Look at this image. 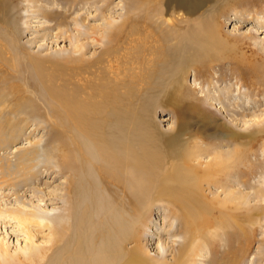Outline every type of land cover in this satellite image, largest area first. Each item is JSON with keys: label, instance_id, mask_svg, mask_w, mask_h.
Returning a JSON list of instances; mask_svg holds the SVG:
<instances>
[{"label": "bare ground", "instance_id": "obj_1", "mask_svg": "<svg viewBox=\"0 0 264 264\" xmlns=\"http://www.w3.org/2000/svg\"><path fill=\"white\" fill-rule=\"evenodd\" d=\"M4 1L11 6L10 0ZM192 3L197 4L195 0H145L138 8L137 1L115 29L113 22H110L113 30L111 34L103 33L98 37L97 40H104L107 47L96 59L85 62L82 53V57L67 61L73 66L63 63L59 64V69L57 61L51 62L49 58L28 54L30 50L27 46L20 45L22 35L27 32H41L44 38L50 34L44 35V27L32 29L28 19L30 12L21 17L20 22L24 26L22 29L17 27L20 32L16 29L17 33L11 32L15 35L5 36L7 47L20 55L17 63L26 65L27 77L34 75L40 85L45 84V94L57 100L62 99L70 118L67 116L60 123L71 129L68 133L72 139L69 141L59 130V146L53 158L47 153L43 154V158L41 153L35 155V146L40 142L23 150L15 158L9 157L5 148L26 134L23 130L30 125L31 119L25 117L24 108L28 109L31 100L19 86L12 88L20 94L16 97L5 95L7 92H3L0 86V191L13 189L20 204L14 209L0 202V213L13 214L23 224L29 242L32 239L28 225L32 223L54 221L61 227L50 254L45 252L39 258L32 256L27 260L20 258L19 264H204L206 250L215 252L206 237L218 235L224 224L217 219L214 229L206 228L204 219L208 214L205 215V212L210 213V203H217L220 199L215 190L220 188L216 180L225 170L233 169L232 164L227 162L231 154L224 157L221 153L208 154L207 151L192 148L185 153L179 152L176 133L183 130L184 125L181 124H184V115L178 111L177 127L181 126L176 131L162 130L156 115V108L160 104L158 94L150 91L151 81L154 90L161 84L158 78L165 73L182 87L192 63L195 68L206 67L214 60L227 56L226 52L222 53L219 49L223 44L228 46L232 43L220 28L221 16L226 15V4L217 17L203 16L178 34L179 23L187 22L189 18H175L176 10L182 7L188 13L194 12ZM74 5L59 12V16H62L59 33L70 34L68 37L76 34L75 29H70L68 25ZM85 5L83 3L81 8H85ZM137 8L138 11H147L142 30L137 29L139 24L129 22ZM74 21L78 27L83 24V20L73 18ZM157 21L162 36L159 45L151 39L150 34L155 32L153 23ZM135 35L137 37L133 38ZM127 40L131 42L123 45ZM30 41L36 40L33 38ZM19 45L22 47L19 48ZM76 47L81 51L85 49L83 44ZM115 53H130L147 62L148 71L135 68L136 75L141 79L136 80L133 76L129 81L131 85L144 84L142 94H145V100L142 103L131 102V106H127L124 101L132 90H122L103 79L118 72ZM59 70L61 76L64 73L74 75L76 70L80 85L70 87L64 82L57 85L54 71L59 74ZM7 97H15V100L11 98L12 102H8ZM135 97L140 99L139 94ZM3 110L11 111L2 115L6 113ZM21 114L24 117L20 119L17 116ZM10 115L17 118L12 119ZM259 133L264 135V130ZM238 135L235 133L234 138ZM249 136L250 143L242 145L248 146L250 151L251 143L257 136ZM235 153L238 155L237 150ZM210 156L212 158L205 162V157ZM19 162L27 175L22 174L21 179L14 180L15 166ZM44 167L47 170L59 168V173L65 175L64 180H68L67 187H62L66 189L65 207L58 216L43 213L28 196L22 198L19 194L23 187L33 189L34 193H41V196L47 194L40 184L35 185L32 181L48 172L42 170ZM55 193L56 190L50 195ZM256 197L264 201V193L259 192ZM164 203L180 221L170 234L172 248L166 243L169 249L163 252L159 250L156 255L148 246L151 233L147 229L150 223H155L150 214L152 208L163 206ZM245 203L250 207L249 200ZM224 206L229 207L227 203ZM262 221L263 217L259 223L264 229ZM257 248V254L262 257L264 238ZM9 254L8 245L0 243V264L3 261L11 264L13 259H6ZM244 256L245 253L242 254ZM228 264H236V261ZM250 264H259V261H251Z\"/></svg>", "mask_w": 264, "mask_h": 264}, {"label": "rangeland", "instance_id": "obj_2", "mask_svg": "<svg viewBox=\"0 0 264 264\" xmlns=\"http://www.w3.org/2000/svg\"><path fill=\"white\" fill-rule=\"evenodd\" d=\"M137 1L138 8L145 2V0ZM137 1L10 0L11 6H9L4 0H0V86L3 92H7L5 95L15 97L20 94L12 88L19 86L31 100V103L27 105L28 109L24 108L25 117L31 119L30 125L23 130L26 134L10 147L5 148V153L9 157L15 158L23 150L40 142L35 146L37 148L35 155L41 153L43 158V154L47 153L53 158L55 149L59 146V130L63 131L69 141L72 139L68 133L71 129L60 123L67 116L70 118V113L62 99L57 100L45 94V84L40 85L34 75L30 74V77H27L26 65L22 62L17 63L20 55L7 47L5 36L15 35L12 33L19 31L17 27L22 29L24 25L20 19L30 12L31 16L28 19L32 29L44 27L46 28L44 35L50 34L45 38L43 33L37 31L23 34L19 43L23 47L27 46L30 50L28 54L49 58L51 62L57 61L58 69L59 64L63 65L71 58L82 57V53V59L89 62L96 59L107 47L104 40H97L98 37L103 33L111 34L113 30L110 22H113L115 29L127 16L128 11L136 6ZM195 1L196 5L192 3L194 12L188 13L182 7L177 8L175 18H189V21L179 23L178 34H181L191 22L193 24L203 16L217 17L220 9L226 4L224 6L226 15L221 16L222 27L220 28L232 43L228 46L223 44L219 48L222 53L226 52L227 58L220 55L222 58L214 60L215 62H211L206 66L207 68L201 66L195 68V64L192 63L182 87L175 84L168 73L158 78L161 84L154 90L151 88V81L150 91L157 92L161 104L156 108L157 120L162 130L176 131L184 125L183 130L176 133V147L181 153L192 148L207 151L208 154L221 153L224 157L231 154L227 162L232 164L233 169L225 170L216 180V185L220 188L215 190L220 199L217 203H210L208 207L210 213L205 212V215L208 214L204 219L206 228L214 229L217 219L224 224V228L218 235L206 237L215 252L206 250L204 264H228L233 260L236 264H250L251 261L264 264V255L260 257L257 254V247L264 238V229L259 223L263 217L264 224V201L256 197L259 192L264 193V135H259V132L264 130V17H260L264 15V0H204V3L202 0ZM83 3L86 4L85 8H81ZM72 4H75V9H72L68 25L70 29L71 27L75 29L76 34L68 37L70 34L59 33L62 18L59 12ZM138 8L129 22L139 24L137 29L142 30L147 11L144 9L138 11ZM73 18L83 20L81 27H78L75 21L73 22ZM204 23L208 25L207 22ZM14 26L16 28H13ZM153 29L155 32L150 33L151 39L159 45L162 36L158 21L153 23ZM135 37L137 35L133 36ZM33 38L36 41H30ZM129 42L131 41L127 40L123 45ZM78 44L85 45V49L79 50L76 47ZM20 45L19 48L22 47ZM3 56H6L5 59H1ZM114 59L118 65V72L111 73L109 74L111 77L103 79L122 90H132L124 101L127 106H131V102L142 103L145 100L143 97L145 94H142L144 84L131 85L129 81L133 76L136 80L141 79L136 75L135 68L139 67L141 70L148 71L147 62L142 57L130 53H115ZM54 72L57 75L54 79L57 85H62V82L70 87H74V84L80 85L76 70L74 75L64 73L61 76V70L59 74ZM136 94L140 95L139 100L136 99ZM15 97H7L8 102H12L11 98L15 100ZM3 111L6 113L2 115H6L11 110ZM178 111L184 115V124L179 127H177L176 119ZM10 116L12 119L17 117L21 119L24 114L17 117ZM235 133L239 135L234 138ZM249 134L259 135L251 143L250 151L248 146L242 145L250 143ZM235 150L238 151V155H235ZM211 158V156L205 157V162ZM20 163L15 166L14 180L27 175ZM42 170L48 172L41 174L39 178H33L32 181L35 185L40 184V188L47 194L41 196V193H34L33 189L28 187L21 188L19 194L22 198L28 196L34 206H39L37 209L43 213L58 216L65 207L66 189L62 187H67L68 180H64L65 175H61L57 167L49 170L44 167ZM62 182L64 184H61ZM4 190L0 191L1 204L14 209L18 208L20 204L16 200L13 189ZM54 190L57 194L50 195ZM246 200H249L250 207L246 205ZM225 203L229 205L228 208H225ZM150 214L155 223L154 225L150 223L147 229L151 233L148 246L152 253L157 255L159 250L162 252L168 250L169 245L172 248L170 234L180 220L173 216V211L165 203L163 206H154ZM22 225L13 214L0 213V243L8 245L10 254L6 259H13L11 264H19L20 258L27 260L32 256L39 258L38 256L44 255L45 252L50 254L61 228L59 223L54 221L32 223L28 225L32 239V242H29L28 234L23 230ZM200 225L203 224L200 223ZM166 243L169 245L165 246ZM233 252L236 253L233 254ZM243 253H245L244 257H242ZM5 263V261L2 262V264Z\"/></svg>", "mask_w": 264, "mask_h": 264}]
</instances>
